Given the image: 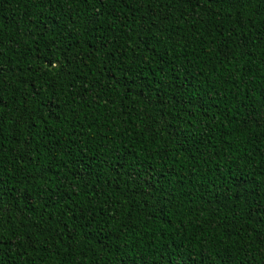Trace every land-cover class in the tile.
<instances>
[{
    "label": "trees",
    "instance_id": "obj_1",
    "mask_svg": "<svg viewBox=\"0 0 264 264\" xmlns=\"http://www.w3.org/2000/svg\"><path fill=\"white\" fill-rule=\"evenodd\" d=\"M151 11L0 0V195L31 208L0 220V264H264V0ZM113 39L139 81L106 72Z\"/></svg>",
    "mask_w": 264,
    "mask_h": 264
},
{
    "label": "snow or ice",
    "instance_id": "obj_2",
    "mask_svg": "<svg viewBox=\"0 0 264 264\" xmlns=\"http://www.w3.org/2000/svg\"><path fill=\"white\" fill-rule=\"evenodd\" d=\"M122 3L127 4L128 0H121ZM137 4H142L146 9H152L151 13H147L143 17V21L150 25V27H157L154 23L149 21V15L152 17L158 18L160 21L159 27H163L168 21V15L160 11L158 12L157 9H163L164 6L167 4L170 8L173 4L175 5H190L195 8L197 5L201 3V0H134ZM222 0H204L205 5H210L212 3H220ZM228 3L231 5H239L240 8H244L245 6L252 3V0H227ZM155 5L156 7H153ZM174 11L176 9H173ZM237 24H245L244 17H240V19L236 22ZM144 31H149L150 28H145L142 25H138ZM172 37L169 36L168 39ZM130 39V38H129ZM189 41H185L188 43ZM55 45V37H53L52 42ZM100 46L96 47L94 51L99 53L103 57L104 63L107 65L106 72L110 75L112 80H117V73L120 74V77L127 80L129 83H134L139 81L140 78L145 75V70L142 67L144 64V57L141 53L137 52V46H133L128 44L127 40L124 41L122 44L116 45V47H110L111 44H116L115 39L110 42H97ZM246 47V45H244ZM62 51L66 52L67 49H63ZM55 60L56 63L52 64V69H61L63 75L71 76L72 72L69 70L72 62L79 56V53L74 54L71 58L67 55H64L63 62H61V57L55 54V51H50L49 53ZM237 59V57L229 50L225 49L223 52V56L221 59V69L225 75V77L231 75L239 71L236 67L232 66L233 60ZM47 59L44 60V64L47 65ZM251 71V69H248ZM5 74V68L3 65H0V85H2L3 80L2 77ZM117 83L119 81L117 80ZM126 91L128 90L127 85H125ZM110 102V101H109ZM149 102H153L149 99ZM4 106V98L0 96V107ZM3 134V129L0 128V135ZM227 143V142H225ZM44 177L42 176L41 179ZM16 199H20V197H16ZM25 208H28L31 211V208L28 205H25ZM25 208L14 207L12 204L8 203L4 200L3 196L0 195V220H3L5 217H11L13 211L16 212V219H21L22 217L26 216ZM70 211V209H69ZM81 211H83L81 209ZM29 223L33 224L35 228V233L37 237L40 236L42 233V229L40 225L37 223H33L31 218H27ZM215 225L210 224V227H214ZM261 240H264V236L260 237ZM34 243H40L39 239H37Z\"/></svg>",
    "mask_w": 264,
    "mask_h": 264
}]
</instances>
